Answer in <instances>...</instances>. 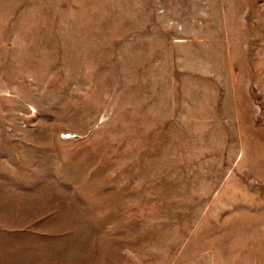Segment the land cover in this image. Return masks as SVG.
<instances>
[{"label": "rangeland", "instance_id": "1", "mask_svg": "<svg viewBox=\"0 0 264 264\" xmlns=\"http://www.w3.org/2000/svg\"><path fill=\"white\" fill-rule=\"evenodd\" d=\"M0 264H264V0H0Z\"/></svg>", "mask_w": 264, "mask_h": 264}]
</instances>
